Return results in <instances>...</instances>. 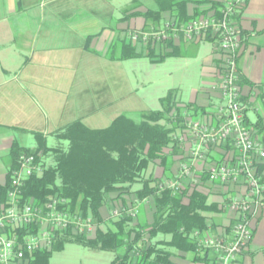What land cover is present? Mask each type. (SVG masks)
Returning <instances> with one entry per match:
<instances>
[{"label": "crops", "instance_id": "1", "mask_svg": "<svg viewBox=\"0 0 264 264\" xmlns=\"http://www.w3.org/2000/svg\"><path fill=\"white\" fill-rule=\"evenodd\" d=\"M188 1V14L201 16L213 12V3L225 5L228 0ZM157 8L156 0H0V41L20 39V42L37 43L31 48L30 61L25 65L0 68V183L4 184L13 170L14 144L35 148L36 133H42L49 145H54L53 133L77 119L88 125L111 123L119 115L128 116L118 111L108 116L110 108L126 105V98L135 92L132 88L126 93L123 80L119 78L125 70L123 63L141 58L156 62L166 57L160 55L171 51L173 46L180 53L184 45V59L190 64L195 61L200 64L201 84L193 91L191 100L178 101L181 106L192 104L194 110L184 112L186 121L196 119L218 124L224 105L220 90L223 55L218 39L210 34L189 40L180 32L178 37L172 36L164 43L147 45L133 40L130 35L134 31L154 29L146 27L149 22L143 14ZM168 20H172V14L164 12L160 26ZM237 23L241 39L239 83L246 105V123L264 149V0H248L238 14ZM29 25L39 27L38 33L19 36L13 30L16 26ZM149 46L155 53L153 57L146 56ZM133 50L142 56L126 57ZM144 110L146 108L140 109ZM190 135L186 124L184 129H177L181 152L173 157L169 172L165 173L163 166L151 165L148 174L160 178L164 185L181 182L184 187L202 190L208 203L218 205L216 210L205 213L209 225L205 234L231 235L237 215L225 205L232 197L245 195L246 182L243 179L239 183L210 182L206 170L215 161L233 160L235 152L230 146L206 147L205 158L192 160ZM188 160L192 179H184L182 175V164ZM117 196L116 192L111 193L108 205L101 208L105 221L111 216L109 209L115 203H120V207L126 203L129 208H142L146 219L152 220V198L139 201L134 194ZM249 220L253 238L234 264H264V192L260 204L252 206ZM106 226L111 225L103 223L102 227ZM95 227L94 224V230ZM214 258L212 252L208 258L195 261L194 254L186 253L174 260L178 264H213Z\"/></svg>", "mask_w": 264, "mask_h": 264}, {"label": "trees", "instance_id": "2", "mask_svg": "<svg viewBox=\"0 0 264 264\" xmlns=\"http://www.w3.org/2000/svg\"><path fill=\"white\" fill-rule=\"evenodd\" d=\"M156 2L157 9L143 14L149 22L148 29L161 28L164 12H170L172 20L180 24L200 17L188 14V0ZM223 6L213 3L217 11ZM152 42L155 43L150 39L147 45ZM151 48L146 56H155ZM178 54L173 46L160 56ZM127 56L142 54L133 50ZM160 103V108L144 110L138 121L119 115L108 126L96 128L77 119L53 133L54 145H49L42 133H36L35 148L14 144L12 169L17 167L22 153L35 154L42 167L26 180L24 202L36 199L44 204L57 197L62 201L60 206L72 216L91 217L96 225L93 235L75 233L71 228L59 232L52 247L37 252L29 264H50L54 252L63 250L68 242L113 252L115 256L109 264H178L174 258L181 254L192 253L195 261L211 255V251L199 249L195 231H207L205 213L216 210L218 205L208 203L207 195L197 187L182 185L175 189L148 174L151 165L163 166L165 173L169 172L173 157L181 152L176 131L184 129L187 122L184 112L194 110L192 104L181 106L173 89L160 98ZM258 170L264 172V162L258 163ZM12 171L6 182L0 183V202L6 200ZM113 192L117 198L124 194H134L139 201L152 198V220L146 219L142 208H129L123 203L119 212L105 221L101 208L108 205ZM105 222L111 226L103 228Z\"/></svg>", "mask_w": 264, "mask_h": 264}, {"label": "built area", "instance_id": "3", "mask_svg": "<svg viewBox=\"0 0 264 264\" xmlns=\"http://www.w3.org/2000/svg\"><path fill=\"white\" fill-rule=\"evenodd\" d=\"M248 0H228L220 11L190 20L185 25L168 20L163 27L152 30H136L131 33L133 40L147 43H164L182 32L189 40L215 35L223 55L221 72V94L224 105L218 124L212 125L196 119L186 122L191 133L192 160L205 158L206 147L230 145L236 157L233 160L215 161L206 170L207 180L223 184L246 182L244 196L232 197L226 202L228 209L237 215L231 235L211 236L195 231L198 247L215 253L213 264H234L253 238L249 213L252 206L260 204L264 192L263 175L258 163L264 162V149L256 140L254 131L246 125V105L242 100L239 83L238 60L241 39L238 28V14ZM185 139V137H184ZM184 179L193 178L189 160L182 164ZM42 167L36 155L22 153L18 165L11 173L6 200L0 202V264H29L34 255L50 249L59 232L70 230L91 235L94 223L91 217L82 214L72 216L61 207L62 201L54 197L44 204L36 199L24 202L23 187L28 178L40 172ZM175 189L181 182L172 185ZM119 210H114L117 214ZM135 215V213H134Z\"/></svg>", "mask_w": 264, "mask_h": 264}, {"label": "rangeland", "instance_id": "4", "mask_svg": "<svg viewBox=\"0 0 264 264\" xmlns=\"http://www.w3.org/2000/svg\"><path fill=\"white\" fill-rule=\"evenodd\" d=\"M38 29L39 27L33 25L13 27L19 36L23 35L22 33L25 35L36 34ZM36 45V42H20V39L11 42L0 41V68L25 65L26 62L30 61L31 48H35ZM93 56L95 57V54ZM84 60L89 61L88 58H84ZM195 62L190 64L187 59H184V45L178 55L166 56L156 62H151L149 58L124 62L122 67L125 70L119 74V78L123 80L126 93L132 88L135 92L134 95L126 98L124 101L126 105L110 108L108 116H114L115 112L118 111L119 114H128L131 118L139 120L141 118L140 112H142L140 109L160 108V97L165 96L171 89L176 91L178 101L191 100L193 91L201 84L200 64L199 61ZM137 83H140L141 87H138L140 84L137 86ZM87 124L91 127L98 126L101 128L110 123ZM117 209H120V203H115L109 209L111 215ZM114 256L113 252L96 250L76 242H68L63 250L54 252L50 264H109Z\"/></svg>", "mask_w": 264, "mask_h": 264}]
</instances>
